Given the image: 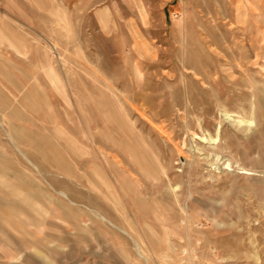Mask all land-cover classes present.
I'll list each match as a JSON object with an SVG mask.
<instances>
[{"label": "rangeland", "instance_id": "rangeland-1", "mask_svg": "<svg viewBox=\"0 0 264 264\" xmlns=\"http://www.w3.org/2000/svg\"><path fill=\"white\" fill-rule=\"evenodd\" d=\"M0 158V264H264V0H0Z\"/></svg>", "mask_w": 264, "mask_h": 264}, {"label": "crops", "instance_id": "crops-1", "mask_svg": "<svg viewBox=\"0 0 264 264\" xmlns=\"http://www.w3.org/2000/svg\"><path fill=\"white\" fill-rule=\"evenodd\" d=\"M4 33L7 34V38H10L12 41L17 42L20 45L24 44V41L22 40L21 36L19 35L18 32L13 31L11 28H9L8 26H4ZM6 36V35H5ZM15 44V43H14ZM12 42V45L15 47V45ZM29 91L31 92H27L25 97H24V101L31 103V102H39L40 100L47 102V97L45 96V98H41L38 94L39 92V88L35 87L34 85H31L29 87ZM33 105V104H32ZM16 117L18 116V113L15 112L14 114ZM14 134L15 137L17 139H26L29 143H31L32 145H37L39 148L44 149V150H48L49 148V144L47 143V139L43 136H39L36 135L35 132L30 131V130H26V129H21V128H15L14 129ZM57 163L61 164V167L63 166H68L66 161L63 159L62 156H57ZM0 170L2 171H12L16 178L20 179L23 176V173H21V171H18L15 167H11L8 163L7 160L1 159L0 158ZM4 208H10L11 210L14 208V204L12 202L9 201H5L3 199L0 198V213ZM10 221V218H7L6 220L3 219L4 222L8 223L7 221ZM6 240V239H5ZM4 244L6 246H9L10 243L8 240H6L4 242Z\"/></svg>", "mask_w": 264, "mask_h": 264}, {"label": "bare ground", "instance_id": "bare-ground-1", "mask_svg": "<svg viewBox=\"0 0 264 264\" xmlns=\"http://www.w3.org/2000/svg\"><path fill=\"white\" fill-rule=\"evenodd\" d=\"M97 130V129H96ZM104 137H105V135H104ZM106 138V137H105ZM96 145V144H95ZM94 144H93V146H95ZM101 151V150H100ZM148 161L146 160V163H147ZM147 164H149V163H147ZM227 167H229V165H227ZM99 171V169H96L95 171H94V175H98V174H96V172H98Z\"/></svg>", "mask_w": 264, "mask_h": 264}]
</instances>
